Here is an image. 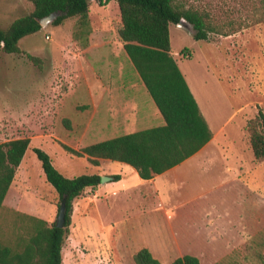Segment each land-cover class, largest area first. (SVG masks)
<instances>
[{
    "label": "rangeland",
    "instance_id": "rangeland-1",
    "mask_svg": "<svg viewBox=\"0 0 264 264\" xmlns=\"http://www.w3.org/2000/svg\"><path fill=\"white\" fill-rule=\"evenodd\" d=\"M178 2L203 13L213 29L206 40H195L193 29L170 24V48L191 93L199 95L211 127L216 129L237 112L225 131L230 135L223 141L228 151H206L203 158L148 180H141L126 163L99 159L94 165L86 155L70 153L64 145L80 150L124 131H98L95 120L84 131L87 125L81 118L70 120L57 113L50 117L51 107L59 105L66 92L68 75L77 77L69 62L72 46L80 45L87 35L83 30L74 37L75 31L79 33L77 18L59 25L48 22L19 40L22 51L39 57V66L23 53L0 51V143L30 139L0 208V243L21 250L35 232V219L48 225L56 219L58 194L45 178L34 152L38 148L69 178L122 174L121 180L86 188L73 200L61 264H135L133 254L141 247H147L161 264L186 253L197 256L201 264H264V161L254 158L246 123L242 124L256 115V109L244 91L243 61L233 67L235 57L227 38L242 26L256 29V24L264 37V11L259 0ZM94 7L100 12L93 13ZM32 9L31 0H0V27ZM89 15V31L93 27L104 30L111 40L119 38L116 0L106 6L91 1ZM184 47L190 56L180 54ZM238 50L242 52V47ZM38 84L48 88L45 95L51 99L46 102L50 115L43 123L35 115ZM141 89L137 128L163 124L159 112L158 118L146 115L150 109L158 110L145 86ZM131 91L124 88L127 96ZM74 101L82 103V94Z\"/></svg>",
    "mask_w": 264,
    "mask_h": 264
},
{
    "label": "trees",
    "instance_id": "trees-1",
    "mask_svg": "<svg viewBox=\"0 0 264 264\" xmlns=\"http://www.w3.org/2000/svg\"><path fill=\"white\" fill-rule=\"evenodd\" d=\"M31 12L12 20L5 28L0 27V51L23 53L35 65L40 59L21 50L19 40L41 29L40 20L52 12L59 15L51 22L59 25L67 18H77L79 33L89 34L88 7L90 0H31ZM105 5L110 0H94ZM264 11V0H259ZM121 26L117 33L123 48L138 73L146 90L160 112L164 123L112 138L97 141L75 150L64 147L77 156L86 155L94 165L99 159L123 162L137 172L142 179L180 164L199 151L212 138V131L201 113L179 66L171 54L169 25L178 24L180 19L190 23L195 40H206L213 29L203 13L193 8L180 6L178 0H116ZM184 57L190 56L189 49L180 50ZM249 144L255 159L264 161V112L246 123ZM27 137L10 139L0 143V208L14 179L16 168L28 148ZM41 161L46 180L58 194L57 207L65 200V222L63 227L48 225L42 219H35V232L21 250H14L0 243V264H61L62 246L71 223L72 202L86 188L100 184L101 175L81 174L72 178L59 172L50 157L35 148ZM113 174L112 180H120ZM135 264H161L147 247L139 248L133 254ZM170 264H201L197 256L183 254Z\"/></svg>",
    "mask_w": 264,
    "mask_h": 264
},
{
    "label": "crops",
    "instance_id": "crops-1",
    "mask_svg": "<svg viewBox=\"0 0 264 264\" xmlns=\"http://www.w3.org/2000/svg\"><path fill=\"white\" fill-rule=\"evenodd\" d=\"M91 1L94 2V0H90L89 3ZM106 5L107 4H105V6ZM95 11L96 7H94L93 13H95ZM96 12L98 13L100 11ZM88 16L91 18L89 15V7ZM110 18L103 17L101 19L107 20ZM255 26L256 29L242 26L241 29L230 32L227 38L229 40L230 53L232 52L231 54L235 57V59L232 60L233 67L235 68V64H238L239 61H243V76L245 78L244 91L250 100L253 99V108L256 109L255 114H257L258 110L264 112V37H262L261 29H259L261 25L256 24ZM246 34L247 37L245 38L244 36ZM72 47L73 57H71L69 62L72 64L74 73L77 77L74 78L72 75H68V77L71 78L66 86V92L63 93L60 104L55 106V108L51 107L52 115L47 114L48 112L46 110V102L47 100H51L45 95V91L48 88L38 84L37 92L41 93L37 94V110L35 115L39 118L40 123L46 121L49 115L52 118L55 116V113H57L58 116L61 115L62 118L66 117L70 119V117L74 116L83 119L84 123L87 125L84 131H88V128H90L88 127L89 124L94 123V120V124L97 125L96 130L98 131L108 132L122 130L124 131L123 133L126 134L141 130L137 128V125L141 122L140 117L137 115V110L139 109V102L143 98L141 88L144 84L134 67H131V62L123 48L122 41L119 38L111 40L105 34L104 30L92 27L89 34L82 40L80 45H73ZM239 47H242V52L238 50ZM230 77L231 80H234L233 71H231ZM126 87L132 89L129 96L124 94V88ZM80 93L84 101L76 104L74 98L80 96ZM193 96L212 131V138L195 154L169 170L182 167L186 163L203 158L206 151H228L229 146H226L223 141L227 140L230 135L228 133L226 135L225 131L227 126L236 118L237 112H233L225 122L214 129L209 124L204 108L201 105L199 95L194 93ZM154 110L155 109H150L149 111L145 110V113L146 115L152 114L158 118L160 112ZM244 123L247 122L243 119L242 124L244 125ZM237 129L239 131V128ZM115 136L119 135L114 134L112 137ZM113 174H119L122 178V174L120 173L114 172L112 175ZM158 175L160 174H155L153 177ZM8 192L3 204H5L7 200Z\"/></svg>",
    "mask_w": 264,
    "mask_h": 264
},
{
    "label": "water",
    "instance_id": "water-1",
    "mask_svg": "<svg viewBox=\"0 0 264 264\" xmlns=\"http://www.w3.org/2000/svg\"><path fill=\"white\" fill-rule=\"evenodd\" d=\"M58 15H59V12L55 11V12H52L49 15L43 17L40 20L41 27H45V25L48 22H51ZM177 25L184 26L185 28H188V29H193L192 25L190 23L186 22L184 19H180V21ZM107 180H112V176L101 175L100 183H104ZM64 222H65V200L63 199L59 204L58 213H57V216L55 219V226L61 228V227H63Z\"/></svg>",
    "mask_w": 264,
    "mask_h": 264
}]
</instances>
